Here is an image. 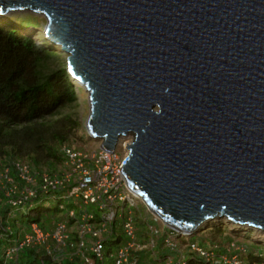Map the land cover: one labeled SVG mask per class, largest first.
<instances>
[{
    "label": "water",
    "instance_id": "water-1",
    "mask_svg": "<svg viewBox=\"0 0 264 264\" xmlns=\"http://www.w3.org/2000/svg\"><path fill=\"white\" fill-rule=\"evenodd\" d=\"M89 94L87 132L163 224L264 232V0H0Z\"/></svg>",
    "mask_w": 264,
    "mask_h": 264
},
{
    "label": "trees",
    "instance_id": "trees-1",
    "mask_svg": "<svg viewBox=\"0 0 264 264\" xmlns=\"http://www.w3.org/2000/svg\"><path fill=\"white\" fill-rule=\"evenodd\" d=\"M26 25L30 26L29 23L23 22L18 24L10 21L0 22V175H7L6 180L12 179V182L9 180L6 182L10 189L16 185V191L20 193L31 187L35 196L28 200L26 207L14 208L7 203L8 198L4 191H0V264H86L75 248L67 250L68 253L63 251L49 255L39 247H31L21 249L11 259L5 256L8 246L18 240L24 229L28 228L30 231L33 223L45 230V218L52 213L60 214L56 216L57 221L64 220L65 217L71 221H78L77 215L81 216L87 212L88 207L81 209L78 203L75 204L77 198L71 196L69 191L43 193L37 186L29 185L23 180L16 169L18 163L28 164L33 177H37L38 173L62 175L68 169L60 145L71 146L69 138L70 132L73 131L71 127L73 121L69 115L62 117L58 115L62 107L74 101L76 94L73 79L66 69L67 65L66 68L60 65L58 69L47 74L39 69L44 66L49 55H56L57 52L49 49L51 45L46 39L45 42L38 43L32 35L25 34ZM49 117L51 118L47 119ZM94 142L98 145L89 148L99 152L102 149L101 143ZM46 196L54 198L58 205L52 206L48 203L46 207L32 212V207L38 201L48 200ZM66 199L71 200V205L66 206L63 203ZM65 208L67 211L63 213ZM23 209L31 219L18 220ZM72 212H76L77 217H71ZM93 214L95 217L99 216V212ZM11 220L18 222L16 227L12 225ZM192 236L193 234L185 236L188 238L187 248L192 252L200 248L203 251L213 252L218 257L226 255L229 245L218 247L213 244L202 247L192 241ZM144 238H147V235ZM124 239L122 233L110 242V246L119 247ZM158 245L162 247L159 259L150 260L145 250L137 252L134 257L139 258L141 263L150 261V264H164L162 260L168 256L167 253H170L175 260L184 255L186 264H220L218 259L207 260L199 251L194 252L198 256L187 260V255L182 252L166 250L162 246V241ZM249 248L247 247L246 253L251 255V259L260 260V257L264 256L263 248L259 247L257 252ZM32 255L35 256L34 262L30 261Z\"/></svg>",
    "mask_w": 264,
    "mask_h": 264
},
{
    "label": "built area",
    "instance_id": "built-area-1",
    "mask_svg": "<svg viewBox=\"0 0 264 264\" xmlns=\"http://www.w3.org/2000/svg\"><path fill=\"white\" fill-rule=\"evenodd\" d=\"M62 152L66 158L68 168L62 175L42 173L37 177H33L29 165L22 163H18L16 169L23 180L37 186L45 194L65 190L69 191V194L76 197L77 200L79 199L78 201L75 200V204L78 203L81 209L89 205L98 206L99 216L95 217L93 213L87 211L81 215L87 218L83 219L78 215V221L66 219L70 225L75 224L78 229L77 232H73L69 228L67 221L63 222L61 220L56 225L54 244L51 248H48L45 244L44 229L33 223L29 229L30 231L24 229L18 240L13 241L8 246L5 256L11 259L21 249L31 247L45 249V252L49 255L63 251L66 253L67 250L75 248L77 251L74 250L83 257L86 264H107V255L110 258L113 257L111 260L114 261V264H150V261L141 263L139 258L134 257L137 252L143 251L146 245L153 251L155 259L161 257L154 251L161 241L166 250L179 251L175 240L176 235L179 233L181 236H185L184 233L177 232L167 226L165 231H161L157 226H154V228L152 225H149V229L143 235L138 234L136 231L135 218L131 207H137L138 204L131 199L133 196H138L127 185L125 175L122 173L125 158L123 159L116 150L107 152L101 149L99 152H89L79 151L69 145H64ZM6 196L8 204L14 208H24L27 206L28 200L35 196V192L34 189L29 187L18 193L16 187H14ZM120 202H122L123 207L121 214H119ZM125 206L127 207L125 208ZM70 214L71 217L76 216V212ZM154 218L156 221L160 220L157 215H154ZM119 228L123 229L125 239L119 244L116 251L112 252V249H107V245L120 235ZM160 231L166 233L165 236ZM34 232L35 236H33ZM140 235H147V238H145L147 244H141L138 241ZM243 247H245L243 250L234 253L231 246H227L226 255L220 257L225 258L230 253L232 257L241 253L245 254L247 246ZM198 251L207 260L211 261V258L206 256L211 252L203 251L200 248H198ZM220 257L219 259H221ZM162 261L164 264H186L184 255L177 260L174 256L168 255ZM223 261L225 260L223 259ZM232 264H237V261L232 262Z\"/></svg>",
    "mask_w": 264,
    "mask_h": 264
},
{
    "label": "rangeland",
    "instance_id": "rangeland-1",
    "mask_svg": "<svg viewBox=\"0 0 264 264\" xmlns=\"http://www.w3.org/2000/svg\"><path fill=\"white\" fill-rule=\"evenodd\" d=\"M3 18L9 19L10 22H13L15 24L16 23L18 24L19 22L29 23L30 26L26 25L27 28H25V31H24L25 34L32 35V37L38 43L45 42V38L43 37V28H44L46 21L42 16L32 14L31 12H14V13L4 16ZM23 20H26L27 22H24ZM16 26L18 27V25ZM50 45L51 47L49 49L55 50L57 54L56 55L52 54L51 56L49 55V58L45 61L44 66L39 68L41 69L42 72L46 74L51 73L52 71L58 69L60 65L65 68H66V65L68 66V64L66 63V60L69 55L66 53H62L58 47L52 45L51 43ZM73 87L76 92V94L74 95L75 96L74 101L62 107L61 110L59 111L58 117L69 115L73 121L72 126H71L73 131L70 132V138H69L70 145L73 148L81 149V151H89V152L93 151L94 152L95 150H92L89 147L97 146L98 144H96L94 140L90 139L91 137L88 135L87 126H86L87 119L90 114L89 94L75 80H73ZM50 118L51 117L47 119H50ZM131 141L132 139L130 136L126 139H121L119 144L117 145L116 151L122 156L123 159L126 158L127 156V146L129 143H131ZM60 147L62 148V145H60ZM39 174L40 173H38L37 176ZM6 178H7V175H3V174L0 175V191H4L5 196L8 194L9 191H11L8 183L6 182L7 180L12 182V179L8 178L6 180ZM36 181H37V178H36ZM27 183L31 185L29 182ZM14 187H16V185H14ZM45 198H48V200L45 199L42 201H38V203L32 207V212H35L38 208L46 207L48 203L51 204L52 206L58 205V202H56L54 198H52L51 196H46ZM63 203L66 206H69L71 205V200L70 199L63 200ZM137 204H138L137 207H131L132 208L131 211H133V214H134L135 228L138 234L139 233H141L142 235L145 234L147 230L149 229V225H152L153 227L157 226L158 228H160L161 231H164V229H166V226L162 223L161 220L159 219L157 221L155 220L154 215L152 214V212L149 211V209L147 208V206L141 199L140 201L137 202ZM119 205H120L119 214H121L123 212L122 202H120ZM126 207L127 206H125V208ZM66 211H67V208H65L62 212L64 213ZM87 211L91 213H97L99 212L98 206L90 205L87 207ZM22 213L24 215H22ZM22 213L21 215L18 216L19 221H22V220L26 221L27 219H31V217H28L27 211L25 209L22 210ZM31 214L34 215V213H31ZM100 214L102 215V212ZM59 215L60 214L58 213L56 214L52 213V215L45 218L46 229L43 231V233L46 236L45 244L48 248H51V246L54 244L53 239L55 238V235H54L55 228H56V225L59 222H61V220L60 221L56 220L57 218L56 216H59ZM81 218L84 219L87 217L81 216ZM66 219L67 218L65 217V220H63V222H66L67 221ZM226 221H227L226 219L213 220V222L211 221V223H208L207 225L203 226L201 229H199L197 232L193 234V236L199 235V234L202 236H195V237L192 236L191 237L192 241L202 247H208L213 244H214L213 246H218V247L219 246L222 247V245H224V247L226 245H229V247L231 246V249L234 250L232 251L234 253L239 252L240 250H243V248H245L243 246L250 247L249 249L253 252H257L259 247L264 249V232L257 231V230H254V229H251L245 226H240V225L234 226L232 224H229L228 221L227 222ZM11 223L13 226L16 227L18 222L16 223L14 220H11ZM68 226L70 229L73 230V232L78 231L75 224L70 225L68 223ZM161 231L160 233L162 234L163 232ZM202 231L205 233H202ZM119 232L120 234H122L123 229L119 228ZM164 234L166 233H163V235ZM142 235L138 237V241H140L141 244H147L146 239ZM170 235L171 233L169 234V236ZM33 236H35V232L33 233ZM187 239L188 238H186L185 236H181L179 233H177L175 240L177 242V250H179V252L186 254L187 260H188V259H191L193 256H198L197 254L194 253L198 251V248H196V251L194 252H192L189 248H187ZM87 242L89 243L90 241H87ZM238 246L240 248H237ZM117 248L118 246H115V245L110 246V243H108L107 245V249L108 250L112 249L113 252H115ZM161 248L162 247L158 245L154 249V251L160 254ZM42 250H45V249H42ZM144 250L145 252H147L149 259L154 260L153 251L151 250V248L148 247V245H146ZM167 254L171 255L170 253H167ZM216 255L217 254H214L213 252H211L210 254H206V256H209L211 260H215L216 258H218V262L220 264H230V263L232 264V262L234 261H237V264L238 263L239 264H242V263L243 264H264V256L260 257V260H254V259H251V255L247 253L245 254L241 253L240 255L239 254L236 256L234 255L233 257L230 256L231 255L230 253L229 256L225 258L220 257L221 259H219L218 255L217 256ZM146 256L144 257V259L147 258ZM111 258L113 259V257ZM111 258L107 256V264H114V261L111 260ZM223 259L225 261H223ZM34 260H35V256L32 255L30 257V261L34 262Z\"/></svg>",
    "mask_w": 264,
    "mask_h": 264
},
{
    "label": "bare ground",
    "instance_id": "bare-ground-1",
    "mask_svg": "<svg viewBox=\"0 0 264 264\" xmlns=\"http://www.w3.org/2000/svg\"><path fill=\"white\" fill-rule=\"evenodd\" d=\"M68 67V66H67ZM131 200H133L134 202H138V201H140V197H132V199ZM213 222V221H212ZM227 222V221H226ZM208 223H211V221H209V222H206L204 225H202L201 226V228L203 227V226H205V225H207ZM232 225H234V224H232ZM234 226H236V225H234Z\"/></svg>",
    "mask_w": 264,
    "mask_h": 264
},
{
    "label": "clouds",
    "instance_id": "clouds-1",
    "mask_svg": "<svg viewBox=\"0 0 264 264\" xmlns=\"http://www.w3.org/2000/svg\"><path fill=\"white\" fill-rule=\"evenodd\" d=\"M78 83V82H77ZM150 211V210H149ZM151 212V211H150ZM153 214V213H152ZM153 215H155V214H153ZM163 223V222H162ZM229 224H233V223H230V222H228ZM234 225H236V224H234ZM172 229V228H171ZM175 230V229H174ZM175 231H177V230H175ZM177 232H180V233H184L185 234V236H189V235H191V234H189L188 232H184V231H177Z\"/></svg>",
    "mask_w": 264,
    "mask_h": 264
}]
</instances>
